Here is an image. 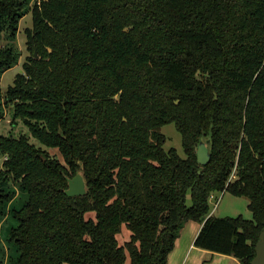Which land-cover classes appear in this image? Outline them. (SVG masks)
I'll return each instance as SVG.
<instances>
[{
	"label": "trees",
	"instance_id": "1",
	"mask_svg": "<svg viewBox=\"0 0 264 264\" xmlns=\"http://www.w3.org/2000/svg\"><path fill=\"white\" fill-rule=\"evenodd\" d=\"M30 11V54L4 92ZM7 108L42 147L0 134V233L17 221V255L2 245L0 264H168L191 220L195 246L251 264L264 229V0H0V121ZM171 122L185 158L164 148ZM78 170L87 193L67 196ZM226 191L249 199L251 218L210 215Z\"/></svg>",
	"mask_w": 264,
	"mask_h": 264
},
{
	"label": "rangeland",
	"instance_id": "2",
	"mask_svg": "<svg viewBox=\"0 0 264 264\" xmlns=\"http://www.w3.org/2000/svg\"><path fill=\"white\" fill-rule=\"evenodd\" d=\"M31 24L32 14L30 11L24 18L21 19L19 24L20 30L15 43L17 44L18 49H20L21 51V56L18 60L19 62L13 68L6 70L1 78V87L4 92L10 85L14 83L16 73L18 71L23 70L24 60L30 54L26 44L25 29L27 27H31ZM5 113V117L0 121V134L12 135L14 137L19 136L21 134H25L29 136L31 143H35L37 146H41V144L35 138H33L30 130H28V127L21 120L18 119L16 120V123H14L12 113L9 111L8 108L6 109ZM160 130L166 136L164 148L166 150H170L172 149V147H175L179 155L182 158H185L186 154L182 143V136L175 124L173 122L167 123L163 125ZM48 151L56 155L61 161H63L62 155L57 148H49ZM23 201L24 199L21 201L18 199V203L16 205H20ZM248 203L249 199L246 196L237 197L227 191L225 193H218L217 196L211 198L212 209H214L213 211H215V216L218 217H225L226 215H244L247 218H251L252 212L248 209ZM16 224V219L10 217L1 228L2 231L0 233V249H2L3 245L4 251H6V256H8V245H10V248L13 253L17 255V252L13 250V246L10 244V242H8V230L10 227ZM122 231L123 232L119 235V240L121 243H123L130 234V232L126 229L125 224L122 225Z\"/></svg>",
	"mask_w": 264,
	"mask_h": 264
},
{
	"label": "crops",
	"instance_id": "3",
	"mask_svg": "<svg viewBox=\"0 0 264 264\" xmlns=\"http://www.w3.org/2000/svg\"><path fill=\"white\" fill-rule=\"evenodd\" d=\"M213 210L210 215H215ZM201 226L202 222L197 220H191L184 224L175 240V248L168 256V264H243L233 255L217 253L195 246L194 240L200 232Z\"/></svg>",
	"mask_w": 264,
	"mask_h": 264
},
{
	"label": "water",
	"instance_id": "4",
	"mask_svg": "<svg viewBox=\"0 0 264 264\" xmlns=\"http://www.w3.org/2000/svg\"><path fill=\"white\" fill-rule=\"evenodd\" d=\"M210 143L211 142L208 139H206V141H200L197 148V160L204 166H206L210 161ZM68 181L69 186L65 191L67 196H82L87 193V183L81 170H78L73 177H69ZM255 250L256 254L250 261L251 264H264V229L261 231Z\"/></svg>",
	"mask_w": 264,
	"mask_h": 264
},
{
	"label": "built area",
	"instance_id": "5",
	"mask_svg": "<svg viewBox=\"0 0 264 264\" xmlns=\"http://www.w3.org/2000/svg\"><path fill=\"white\" fill-rule=\"evenodd\" d=\"M1 161H2V160L0 159V164H1ZM213 197H215V195H212V196H211V198H213Z\"/></svg>",
	"mask_w": 264,
	"mask_h": 264
}]
</instances>
